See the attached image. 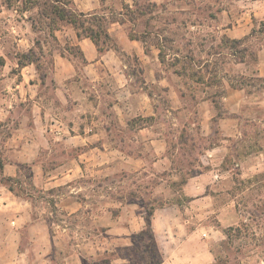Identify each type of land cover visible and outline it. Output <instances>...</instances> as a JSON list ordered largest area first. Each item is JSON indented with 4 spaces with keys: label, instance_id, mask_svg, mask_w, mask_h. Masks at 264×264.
Here are the masks:
<instances>
[{
    "label": "crops",
    "instance_id": "crops-1",
    "mask_svg": "<svg viewBox=\"0 0 264 264\" xmlns=\"http://www.w3.org/2000/svg\"><path fill=\"white\" fill-rule=\"evenodd\" d=\"M103 4L0 0V264H96L91 259L119 248L127 253L112 264H136L151 195L162 201L151 217L160 264H213L209 241L224 239L233 223L206 219L217 211L213 190L243 174V120L261 123L264 139V49L259 68L239 82L202 70L191 86L188 70L168 71L159 45L131 38L125 22L108 25L101 51L54 11L64 6L90 19L111 13ZM180 28L213 35L218 46L216 33L247 39L252 25ZM173 57L189 61L179 51ZM158 176L145 191L141 180Z\"/></svg>",
    "mask_w": 264,
    "mask_h": 264
},
{
    "label": "rangeland",
    "instance_id": "rangeland-1",
    "mask_svg": "<svg viewBox=\"0 0 264 264\" xmlns=\"http://www.w3.org/2000/svg\"><path fill=\"white\" fill-rule=\"evenodd\" d=\"M134 2V0L129 2L126 0H104L103 8L106 12L111 13L97 17L103 19L105 28L117 20L126 23L125 28L129 33L134 30L135 34L143 37L144 28V30L159 33L163 37L169 36L165 38L164 43L160 42V37L151 35L147 37V40L149 44L159 43L163 48L165 55L163 65L168 71L173 69L188 70L187 72L191 75L189 79L191 86H195L194 81L197 80L199 71L202 70L218 72L221 75V82L224 84V78L228 80L230 75L235 76L239 82L242 76L253 74L259 68L258 55L264 49V0H165L157 3L158 5L152 13L137 17H134V14H138ZM136 2L138 5H143L148 0H136ZM126 4L135 9L134 12L127 9ZM117 8H121V10L119 11ZM176 8H185L188 13L182 15L176 11ZM81 19L88 18L82 17ZM239 22L252 25L251 34L247 39H235L240 41L233 43L234 39L227 38L223 33H216L218 46L212 42L213 35L203 36L202 33H195V29H191L189 35H186V32L180 28L182 23L184 25L187 23H214L226 26ZM181 34H184V45L181 41ZM171 38L176 42H170ZM176 51L188 55V63L178 62L173 57ZM209 53H219V55H216L217 59L213 62L203 64V58H207ZM196 86L198 85L196 84ZM193 96L196 101V93ZM243 122L244 126L241 128L243 136L239 137L236 151L241 162V166L236 170L242 171L243 174L236 175L238 176L237 181L233 177L226 180L227 183L223 187L229 189L213 190L217 211L211 216L208 215L210 217L206 219L207 223L220 225L222 228L229 222L233 223L229 236L226 235L220 241H215L214 238L209 241V246L215 255L213 264H264V139L262 141V138L258 136L262 133L261 123L256 127H248L245 119ZM248 133L253 134L254 138H248ZM192 154L196 156L197 151H192ZM160 180V176H158L155 178L146 177L141 181L145 185L146 191L148 187ZM242 180L245 182L242 183ZM111 181H116V178ZM125 181L132 183V176ZM180 183H182V179L175 182L172 190H176ZM146 197L149 198L148 195ZM150 197L152 199L151 205L147 207V215H149L151 207L155 208L157 203L162 202L159 196L151 195ZM179 200L183 202L182 198ZM219 213L224 225H222V221L218 222L217 214ZM153 239L154 244L149 241V236L137 235L135 237L137 245L134 248H138V251L133 250L132 257L136 264H150L151 258L158 259L159 255L161 256L154 236ZM124 253L126 254L127 251L119 248L115 252L110 251L103 254L96 260L91 259V262L112 264L111 261L117 255ZM89 262V259L84 260V264Z\"/></svg>",
    "mask_w": 264,
    "mask_h": 264
},
{
    "label": "trees",
    "instance_id": "trees-1",
    "mask_svg": "<svg viewBox=\"0 0 264 264\" xmlns=\"http://www.w3.org/2000/svg\"><path fill=\"white\" fill-rule=\"evenodd\" d=\"M135 2V7H137L138 9V14H134V17L136 16H144L148 13H152L153 9L158 5L156 2H151L148 0V2L146 4L143 5H138V3L136 2V0H134ZM66 3V2H64ZM127 9H129L131 12H134L135 9H132L128 4H126ZM54 11L62 18L65 19L71 23H73L75 26H79V27H83L84 28V32L87 36L91 37L93 39V41L97 44V46L99 47V49L102 51L104 49V46L101 45V40L104 44H106L108 42L109 39V35L108 32L106 30V28L103 26V19L97 16H93L94 18H90V19H81L82 17H84L83 13H77L71 10H67L66 7L64 6H58L56 5L54 7ZM133 16V14H132ZM87 20V21H86ZM89 22V25L85 26V24ZM150 30H146L145 33H143V37L139 36L137 34H135L134 30H131V32L129 33V35L131 36V38H137V39H143V40H147V37H149L151 34ZM80 35V33H79ZM156 37H160V42L164 43L165 38L163 36H156ZM159 40V38H158ZM168 40V39H167ZM172 41L173 39H169V41ZM170 41V42H171ZM240 40H233V43H238ZM157 45H159L160 47V52H159V57L161 59L162 62L165 61V55H164V50L163 48L160 46L159 43H157ZM180 58H177V61H179ZM234 179L237 181L238 176H236V174L234 175ZM8 180H13V178H8ZM242 183H244L245 181L242 180ZM153 210L154 208L151 207L150 213L149 215L146 216L147 218V228L142 231L141 233L138 234V236L141 237H145V236H149V241H151L153 244L154 239H153V233H152V227H151V217L153 214ZM233 227L230 226L229 228H227V230L225 231L226 235L229 236L230 230ZM161 262V256L159 255L158 259L157 258H151V262L150 264H160Z\"/></svg>",
    "mask_w": 264,
    "mask_h": 264
}]
</instances>
